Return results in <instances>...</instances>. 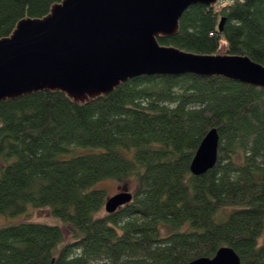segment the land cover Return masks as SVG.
<instances>
[{"label":"trees","instance_id":"1","mask_svg":"<svg viewBox=\"0 0 264 264\" xmlns=\"http://www.w3.org/2000/svg\"><path fill=\"white\" fill-rule=\"evenodd\" d=\"M63 0H0V39ZM225 19L223 30L219 24ZM160 44L264 66V0L191 6ZM216 166L190 171L206 135ZM72 147L99 152L61 156ZM104 180L135 185L104 213ZM48 209L63 225L0 228V264H189L232 248L264 264V89L223 77L142 76L85 103L61 92L0 102V215ZM67 237H69L67 239Z\"/></svg>","mask_w":264,"mask_h":264},{"label":"water","instance_id":"2","mask_svg":"<svg viewBox=\"0 0 264 264\" xmlns=\"http://www.w3.org/2000/svg\"><path fill=\"white\" fill-rule=\"evenodd\" d=\"M219 0H63L43 18L21 20L0 39V102L38 92H61L85 103L110 95L142 76L223 77L264 89V66L249 56L194 54L160 44L180 32L194 5ZM225 19L219 24L223 30ZM220 136L212 129L201 142L190 171L203 176L218 161ZM133 194L108 197L105 212L130 204ZM189 264H242L230 247Z\"/></svg>","mask_w":264,"mask_h":264},{"label":"rangeland","instance_id":"3","mask_svg":"<svg viewBox=\"0 0 264 264\" xmlns=\"http://www.w3.org/2000/svg\"><path fill=\"white\" fill-rule=\"evenodd\" d=\"M220 54H227V46L226 43L221 44V49L219 51ZM101 150L98 149H83L79 147H72L70 152L61 156V158L68 159L75 155L88 154L91 152H99ZM93 189H103L106 191L108 197H112L118 194L121 191H128L133 194L135 191V185L132 182H128L125 184H119L113 180H104L97 183ZM104 213H106L104 211ZM22 222H36L47 225H63L59 220L52 217L50 211L48 209H35L33 206L29 205L27 207V211L23 214L11 216V215H0V228L16 225ZM69 237H67L68 239ZM260 243H264V233L260 239Z\"/></svg>","mask_w":264,"mask_h":264},{"label":"built area","instance_id":"4","mask_svg":"<svg viewBox=\"0 0 264 264\" xmlns=\"http://www.w3.org/2000/svg\"><path fill=\"white\" fill-rule=\"evenodd\" d=\"M244 0H219L222 4H234L235 2H243Z\"/></svg>","mask_w":264,"mask_h":264},{"label":"bare ground","instance_id":"5","mask_svg":"<svg viewBox=\"0 0 264 264\" xmlns=\"http://www.w3.org/2000/svg\"><path fill=\"white\" fill-rule=\"evenodd\" d=\"M107 200V199H106ZM105 210V209H104Z\"/></svg>","mask_w":264,"mask_h":264}]
</instances>
